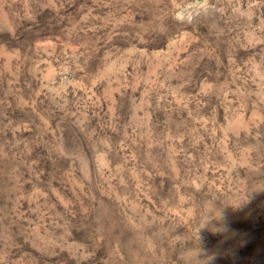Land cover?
I'll return each instance as SVG.
<instances>
[{
  "label": "rangeland",
  "instance_id": "1",
  "mask_svg": "<svg viewBox=\"0 0 264 264\" xmlns=\"http://www.w3.org/2000/svg\"><path fill=\"white\" fill-rule=\"evenodd\" d=\"M198 239L264 264V0H0V264Z\"/></svg>",
  "mask_w": 264,
  "mask_h": 264
},
{
  "label": "clouds",
  "instance_id": "2",
  "mask_svg": "<svg viewBox=\"0 0 264 264\" xmlns=\"http://www.w3.org/2000/svg\"><path fill=\"white\" fill-rule=\"evenodd\" d=\"M222 219V211L219 210V216H215L213 212L207 211L201 218L202 226L200 229L208 227L213 220ZM187 243V242H186ZM186 252L191 253L195 252L196 255L194 257H188L184 259V264H211L213 257L209 256L203 249L199 247V239L196 243H193V247H187ZM182 259L184 258V253L181 254Z\"/></svg>",
  "mask_w": 264,
  "mask_h": 264
}]
</instances>
